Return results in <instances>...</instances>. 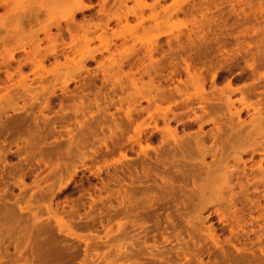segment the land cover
I'll return each instance as SVG.
<instances>
[{
    "label": "rangeland",
    "instance_id": "rangeland-1",
    "mask_svg": "<svg viewBox=\"0 0 264 264\" xmlns=\"http://www.w3.org/2000/svg\"><path fill=\"white\" fill-rule=\"evenodd\" d=\"M36 1H0V264H264V0Z\"/></svg>",
    "mask_w": 264,
    "mask_h": 264
},
{
    "label": "bare ground",
    "instance_id": "bare-ground-1",
    "mask_svg": "<svg viewBox=\"0 0 264 264\" xmlns=\"http://www.w3.org/2000/svg\"><path fill=\"white\" fill-rule=\"evenodd\" d=\"M0 1H1V0H0ZM37 1L39 2L38 4H39L40 8H42L41 11L44 9V10H45V13H46V14H49V15L52 14V12H53V7H54L55 3H57L56 0H37ZM37 1H36V2H37ZM2 2H3V1H2ZM21 2H22V1H21ZM119 2H120V1H119ZM25 4H26V3H25ZM28 4H29V2H28ZM115 4H116V3H115ZM2 5H4V4H2ZM27 6H28V5H27ZM22 7H23V6H21V8H22ZM24 7H25V6H24ZM31 7H32V6H31ZM29 8H30V7H29ZM12 9H13V8H12ZM22 9H23V8H22ZM25 9H26V8H25ZM27 9H28V8H27ZM83 9H84V8H83ZM32 11H33V10H32ZM35 11H36V10H35ZM20 12H21V11H20ZM38 12H39V11H38ZM16 13H17V12H16ZM25 13H26V11H25ZM25 13H24V14H25ZM42 13H44V12L42 11ZM45 13H44V14H45ZM19 14H20V13H19ZM24 14H23V15H24ZM27 14H28V12L26 13V15H27ZM31 14L33 15V12H31ZM73 14H74V13H73ZM26 15H24V17L21 15V16H22L21 18H22V19L25 18ZM29 15H30V13H29ZM32 15H31V16H32ZM36 15H37V14H36ZM40 15H41V14H40ZM13 16H14V15H13ZM47 16H48V15H47ZM51 16H52V15H51ZM19 17H20V16H19ZM19 17H18V18H19ZM28 17H29V16H28ZM37 17H38V16H37ZM30 18H31V21H32V19H34V18H32V17H29V19H30ZM48 18H49V17H48ZM48 18H47V19H48ZM29 19L27 18V20H26V18H25L24 20L27 22ZM35 19H36V18H35ZM9 20H10V19H9ZM36 20H38V19H36ZM50 20H51V19H50ZM39 21H40V20H39ZM42 21H43V20H42ZM42 21H41V22H42ZM19 22H20V21H19ZM21 22H23V21H21ZM29 22H30V20H29ZM29 22H28V23H29ZM37 22H38V21H37ZM41 22H40V23H41ZM4 23H5V22H4ZM30 23H31V22H30ZM16 25H17V24H16ZM24 25H25V24H24ZM42 25H43V24H42ZM42 25H41V26H42ZM56 25H57V24H56ZM97 25H98V24H97ZM21 26H23V25H21ZM47 26H48V25H47ZM100 26H101V25H100ZM19 27H20V25H19ZM44 27H46V26H44ZM17 28H18V27H17ZM82 28H83V27H82ZM4 29H5V28H4ZM32 29H34V28H32ZM19 30H20V29H19ZM26 30H27V29H26ZM43 30H44V29H43ZM84 30H85V28H84ZM92 30H93V29H92ZM28 31H29V30H28ZM28 31H27V32H28ZM32 31H33V30H32ZM34 31H35V29H34ZM21 32H22V31H21ZM46 32H47V31H46ZM86 32H87V31H86ZM17 33H18V32H17ZM10 34H11V33H10ZM19 34H20V32H19ZM7 35H8V34H7ZM26 35H27V34H26ZM46 35H49V34L46 33ZM8 36H9V35H8ZM15 36H17V34H16ZM21 36H22V35H21ZM50 36H51V35H50ZM5 38H6V37H5ZM29 38H30V37H29ZM14 39H15V38H14ZM25 39H26V38H25ZM21 40H22V39H21ZM28 40H29V39H28ZM35 40H36V39H35ZM10 41H11V40H10ZM36 41H37V40H36ZM22 42H23V41H22ZM22 42H20V43L22 44ZM24 42H25V41H24ZM31 42H32V41H31ZM0 43H1V42H0ZM16 43H17V42H16ZM27 43H28V42H27ZM2 44H3V43H2ZM23 44H25V43H23ZM33 44H34V43L32 42L30 45L32 46ZM17 45H18V44H17ZM27 45H29V44H27ZM15 46H16V45H15ZM19 46H20V45H19ZM22 46H23V45H22ZM33 46H34V45H33ZM36 46H37V45H36ZM3 48H4V47H3ZM11 48H12V47H11ZM6 49H7V48H6ZM13 51H14V50H13ZM30 51H31V49H30ZM36 52H37V51H36ZM23 53H24V52H23ZM28 54H29V53H28ZM28 56H29V55H28ZM65 59H66V58H65ZM27 60H28V59H27ZM7 62H8V61H7ZM29 62H30V61H29ZM25 63H26V62H25ZM254 145H255V144H254ZM255 146H256V145H255Z\"/></svg>",
    "mask_w": 264,
    "mask_h": 264
}]
</instances>
